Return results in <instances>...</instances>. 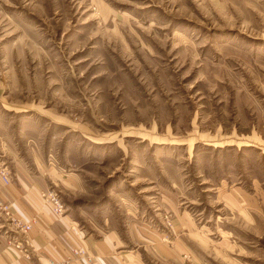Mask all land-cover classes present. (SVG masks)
<instances>
[{
  "label": "rangeland",
  "instance_id": "obj_1",
  "mask_svg": "<svg viewBox=\"0 0 264 264\" xmlns=\"http://www.w3.org/2000/svg\"><path fill=\"white\" fill-rule=\"evenodd\" d=\"M2 169L99 264H264V0H0Z\"/></svg>",
  "mask_w": 264,
  "mask_h": 264
},
{
  "label": "crops",
  "instance_id": "obj_2",
  "mask_svg": "<svg viewBox=\"0 0 264 264\" xmlns=\"http://www.w3.org/2000/svg\"><path fill=\"white\" fill-rule=\"evenodd\" d=\"M4 181L0 177V187ZM18 192H17V191ZM11 191V192H10ZM38 189L20 191L9 187L8 194L0 193L1 197H11L16 201L12 203V218L8 232L0 228V264H48L50 260L63 261L71 256L77 248L83 245L81 231L63 215H57L47 198H40ZM18 194H21L19 197ZM20 199V200H19ZM32 220H34L32 222ZM32 222V229L25 234L21 225ZM5 225L0 222V226ZM28 239L31 257L28 258L15 245L10 244V239ZM91 249L93 242L87 240Z\"/></svg>",
  "mask_w": 264,
  "mask_h": 264
},
{
  "label": "built area",
  "instance_id": "obj_3",
  "mask_svg": "<svg viewBox=\"0 0 264 264\" xmlns=\"http://www.w3.org/2000/svg\"><path fill=\"white\" fill-rule=\"evenodd\" d=\"M0 175L2 176V180L6 182V184L9 183V177L5 171V169L0 170ZM42 195L48 199V201L51 202L53 211L57 215H62L63 205L61 203V200L52 192H43ZM34 220H32L33 222ZM32 222H27L21 225L22 230H24V233L27 234L33 227ZM27 238L23 240H13L10 239V244L15 245L18 247L20 251L24 253V255L28 258L31 257V250L29 249V244L27 242ZM48 264H99V257L93 256V254H90L87 250L81 248H77L74 252V256H71L70 258L63 260V261H56V260H50Z\"/></svg>",
  "mask_w": 264,
  "mask_h": 264
}]
</instances>
